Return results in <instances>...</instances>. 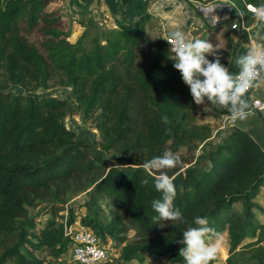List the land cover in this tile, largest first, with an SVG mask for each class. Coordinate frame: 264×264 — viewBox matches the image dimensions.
Returning <instances> with one entry per match:
<instances>
[{
    "label": "trees",
    "instance_id": "obj_1",
    "mask_svg": "<svg viewBox=\"0 0 264 264\" xmlns=\"http://www.w3.org/2000/svg\"><path fill=\"white\" fill-rule=\"evenodd\" d=\"M61 1L0 0V264H45V254L55 260L68 254L72 240L65 234L78 223L75 210L59 223L64 207L47 206L41 224L28 218L26 206L52 187L63 194L82 191L96 172L100 178L91 183L80 224L120 250L118 259L109 256L102 264H129L145 254L184 264L179 241L198 216L216 231L228 230L227 264H264V223L254 214L264 189V149L233 126L220 145L197 152L213 134L198 120L200 110L207 107L221 123L227 112L210 102L194 103L168 57L166 39H148L150 15L134 23L117 20V29L102 31L87 50L85 36L76 45L68 41L62 11L48 10ZM207 28L205 40L214 45L221 34L226 37L227 49L219 54L230 68L237 48L233 32L226 22ZM12 86L24 93L8 91ZM52 87L70 89L76 109L68 100L35 95ZM75 112L94 119L102 151L115 149L123 163L140 168L126 173L94 152L93 142L65 123ZM165 149L181 158L164 171L174 178V205L188 223L158 220L151 207L160 197L154 187L160 173L144 164ZM131 230L148 239L130 242ZM248 238L256 241L238 250Z\"/></svg>",
    "mask_w": 264,
    "mask_h": 264
},
{
    "label": "rangeland",
    "instance_id": "obj_2",
    "mask_svg": "<svg viewBox=\"0 0 264 264\" xmlns=\"http://www.w3.org/2000/svg\"><path fill=\"white\" fill-rule=\"evenodd\" d=\"M188 5L189 8L195 12L197 15L199 14V18H196V24L193 26L196 27V30L193 28L192 33L188 34L190 37L194 39H207L208 36V28L207 23L205 20V16L208 15L209 17H215L217 14L223 15L224 10L230 7V4L221 1V0H183ZM184 2V3H185ZM229 2V1H228ZM236 8L239 9L241 13H243L247 30L244 31L242 34L238 32V30H234L232 24L234 22H226V30H230L233 32L234 41L237 43L236 54L238 49L244 44L249 48L253 41L259 44H264V40H260L257 38V33L261 35L263 29V22L257 21L253 14L249 12L246 8V5L243 3V0H230ZM264 4V0H258V3L255 6H259ZM187 6V5H186ZM229 6V7H227ZM61 10L64 17V22H66V32L68 35V41L76 45L80 39L84 37L83 45L87 50H89L92 45L93 41L102 31L110 30V29H117L116 21L119 20L116 17H120L121 20H124V17H121L119 14L109 13V10L104 8V6L99 2H92L89 3V0H80V1H72V0H62L60 5H52L49 7V11L52 10ZM219 10V12H216ZM136 18V17H135ZM131 19V18H130ZM142 19V18H141ZM139 19V20H141ZM138 20V21H139ZM130 23V22H127ZM218 24V23H216ZM211 24V25H216ZM197 25V26H196ZM163 25L160 24L159 21L150 20L147 23V32H148V39H157L159 36H163L162 27ZM226 31V32H227ZM164 38V37H163ZM226 37L221 34L219 39L216 42V45H219L221 49L219 51L227 49ZM147 44L144 45L146 48ZM175 63V61L173 62ZM8 91H12L14 93L20 94L24 93V90L17 86H12ZM36 96L44 97V96H53L58 97L63 100H68L73 109H76V102L73 100L71 96V91L68 88L63 87H52L48 90H40L35 93ZM264 88H258L255 92V98H264ZM200 118L198 119L201 124H205L210 126L213 129L212 138L209 139L203 145H200L197 149V152H206L215 148L216 146L222 143L223 137L226 133H228L234 124L228 118H224L223 122L221 123L218 119L213 116V113L205 108L200 110ZM65 123L69 130L74 132L77 135H81L84 137L89 138L94 144V152L99 153L104 158L109 159L112 163L118 167L120 170L126 173H132L134 170L140 168L139 166L127 165L126 162L123 163L119 152L115 149L104 152L101 150L99 145V138L100 134L95 128V121L93 118L91 119H83L82 115L79 113H73L67 116ZM238 125V126H237ZM235 127L241 128L247 131L264 149V117L253 114L249 115L245 120H238V124ZM145 168V167H144ZM150 171V170H148ZM156 173H159L153 170ZM100 173H92L89 176L90 183L89 186H86L84 190L72 193L68 191L66 194L57 193L56 187H52L50 191H43L40 193V197L35 200L33 205H27V215L28 218H37V220L43 224L48 217L42 216L40 212L45 209L47 206H51L52 204H56L57 206H63L64 211L62 213V219H59V223L66 222L69 218V211L71 209L75 210V216L78 219V223H81V218L87 215V208L84 207V204L89 199V191L91 190V183L98 179ZM100 178V177H99ZM80 180H75L74 184L79 183ZM73 189V187H69ZM90 188V189H89ZM255 203L259 207L258 209L254 210V214L256 215L257 219L264 223V189L261 190L260 195L255 200ZM234 210L237 213L243 212V207L241 204H236L234 206ZM67 230V229H66ZM220 233L223 237L222 247L217 255V258L211 262V264H227L231 244L228 230H221L216 231ZM66 235V234H65ZM67 236V235H66ZM129 241L135 242L139 240H147L143 235H140L137 231L131 230L128 233ZM256 241V238H248L238 250H245L249 244ZM106 248L109 252L110 257H114L116 259L120 256V250L117 249L112 241H109L106 245ZM73 264V260L70 257V249L69 253L64 255L60 260L52 259L45 254V264ZM129 264H170L169 256L161 257V256H152L145 254L140 259L132 261Z\"/></svg>",
    "mask_w": 264,
    "mask_h": 264
},
{
    "label": "clouds",
    "instance_id": "obj_3",
    "mask_svg": "<svg viewBox=\"0 0 264 264\" xmlns=\"http://www.w3.org/2000/svg\"><path fill=\"white\" fill-rule=\"evenodd\" d=\"M249 10L257 21L264 22V4L250 6ZM257 38L264 40V36L258 33ZM167 40L171 45V55L168 57L175 61L173 66L181 73L195 104L210 102V105L226 109L232 119L248 118L250 105L246 93L264 84V44L253 41L245 54L234 61L230 58L231 63L239 69L234 73L221 63L219 45L194 39L179 29L172 31ZM209 56L214 60L208 59ZM163 119L167 120V117ZM180 159L179 153L165 149L162 155L144 164L145 169L160 173L154 177V187L160 197L151 201V207L158 214V220L173 224L188 223L174 205L177 195L174 178L164 171L176 167ZM143 183L147 184L148 181ZM192 224L194 226L183 231V239L179 241L183 247L179 249V256L184 264H211L222 247L223 237L209 226L206 217H195Z\"/></svg>",
    "mask_w": 264,
    "mask_h": 264
},
{
    "label": "crops",
    "instance_id": "obj_4",
    "mask_svg": "<svg viewBox=\"0 0 264 264\" xmlns=\"http://www.w3.org/2000/svg\"><path fill=\"white\" fill-rule=\"evenodd\" d=\"M221 1H225L227 3L230 2H228V0ZM92 2L101 3L104 8L108 10L110 9L109 13H112V15L117 13L121 17H124L123 19L126 20V22L130 23L137 22L146 14L150 15V20L159 21L160 24L163 25L162 34L164 39L168 38L172 31L178 29L184 31L187 34H191L192 29L194 28L193 26H195L197 23L195 20L196 18H199V14L197 15L195 12H193L189 8V5L183 0H152L149 3H146L145 0H89V3ZM216 12H219V10H216ZM116 18L121 20V18L118 16ZM204 21H206V16ZM194 29L196 30V27ZM247 49V46L243 44L238 49L235 59L239 55L245 54ZM229 69L234 73L239 71V69L236 68L234 64H232ZM258 88H264V84L260 85L259 87H255L252 93H246V99L248 100L250 107L252 100L255 98V92L258 90ZM226 112V118L231 117L227 110ZM250 115H253V113L250 112ZM238 120L239 119L236 120L233 126L238 124Z\"/></svg>",
    "mask_w": 264,
    "mask_h": 264
},
{
    "label": "built area",
    "instance_id": "obj_5",
    "mask_svg": "<svg viewBox=\"0 0 264 264\" xmlns=\"http://www.w3.org/2000/svg\"><path fill=\"white\" fill-rule=\"evenodd\" d=\"M80 1V0H72ZM152 0H145L146 3ZM230 3V7L224 10L223 15H217L215 17H209L206 15V22L209 24H216L223 21L234 22L232 27L234 30H238L239 33H243L247 30L246 22L243 13L239 11L236 6ZM249 12L250 6H255L254 4H245ZM252 13V12H251ZM166 44L168 50H170L171 45L166 38ZM170 53V52H169ZM171 55V53H170ZM255 87L250 89L247 93H252ZM250 112L253 114H258L264 117V98H254L251 102ZM232 124H235L237 119L228 118ZM66 235L70 236L72 243L70 245V257L74 262L80 264H102L109 257V252L104 244L101 243L97 235L90 229L81 226L77 223L75 226L67 229Z\"/></svg>",
    "mask_w": 264,
    "mask_h": 264
}]
</instances>
